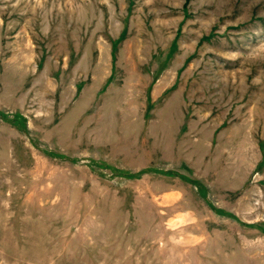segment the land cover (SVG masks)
Returning a JSON list of instances; mask_svg holds the SVG:
<instances>
[{
    "label": "rangeland",
    "instance_id": "1",
    "mask_svg": "<svg viewBox=\"0 0 264 264\" xmlns=\"http://www.w3.org/2000/svg\"><path fill=\"white\" fill-rule=\"evenodd\" d=\"M0 264H264V0H0Z\"/></svg>",
    "mask_w": 264,
    "mask_h": 264
}]
</instances>
